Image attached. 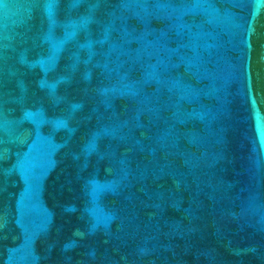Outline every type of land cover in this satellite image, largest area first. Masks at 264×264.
<instances>
[{
	"label": "water",
	"instance_id": "obj_1",
	"mask_svg": "<svg viewBox=\"0 0 264 264\" xmlns=\"http://www.w3.org/2000/svg\"><path fill=\"white\" fill-rule=\"evenodd\" d=\"M0 264H264V0H0Z\"/></svg>",
	"mask_w": 264,
	"mask_h": 264
}]
</instances>
